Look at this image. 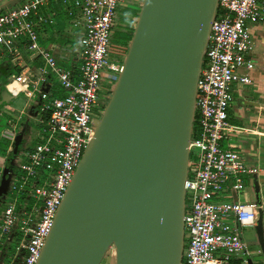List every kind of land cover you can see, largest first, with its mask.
<instances>
[{"label": "built area", "instance_id": "obj_1", "mask_svg": "<svg viewBox=\"0 0 264 264\" xmlns=\"http://www.w3.org/2000/svg\"><path fill=\"white\" fill-rule=\"evenodd\" d=\"M124 1L24 0L0 11V48L19 57L20 41L28 39L23 46L30 62L15 84L42 123L34 148L25 159L15 156L23 159L21 174L9 172V199L0 222V257L12 247L13 234L17 243L13 258L5 264H37L39 260L58 208L95 135V119L104 112L101 80L115 79L114 71L123 69V65L112 66L108 54L114 19ZM53 4L82 28L75 45L41 44V26L59 25V18L42 12ZM263 20L264 0L219 1L197 86L185 183V232L190 231V238L182 264H252L253 251L243 228L256 223L262 205L233 196L245 190L246 174H258L261 169L230 143L233 133L246 128L229 120V107L234 83L253 81L241 69L255 66L249 24ZM59 60H72V64L65 67ZM40 173L45 176L36 180ZM26 198L40 200L41 207L22 211ZM16 226L19 232L14 231Z\"/></svg>", "mask_w": 264, "mask_h": 264}, {"label": "water", "instance_id": "obj_2", "mask_svg": "<svg viewBox=\"0 0 264 264\" xmlns=\"http://www.w3.org/2000/svg\"><path fill=\"white\" fill-rule=\"evenodd\" d=\"M219 1L142 0L123 69L37 264H101L112 247L115 264H182L197 86ZM0 96V104L14 98L7 87ZM9 180L5 168L0 203ZM257 230L264 243L262 208Z\"/></svg>", "mask_w": 264, "mask_h": 264}, {"label": "crops", "instance_id": "obj_3", "mask_svg": "<svg viewBox=\"0 0 264 264\" xmlns=\"http://www.w3.org/2000/svg\"><path fill=\"white\" fill-rule=\"evenodd\" d=\"M43 13L53 14L55 17L59 18V25L54 26L52 24L42 25L40 28V38L41 44L44 43L46 47H51L52 45L67 46L69 44L75 45L78 41L74 35H70V30H67L68 25H72L76 31L81 33L82 28H78L73 24V22L66 16L65 10H63L58 5H49L42 10ZM133 16L134 15L133 12ZM135 19V18H134ZM252 36L255 41V48L251 53V57L255 64L254 68L248 70L246 68L241 69L242 74H249L253 81L252 83H234L233 92L234 99L229 107V120L241 127H245L246 130L240 131L238 133H233L230 139V143L233 144L237 150L243 149L245 151L244 157L246 160L258 166L261 170L260 173H248L246 174V188L245 190L237 196H233V199H239L241 201H247V194L249 195L250 201L252 203H259L258 195L256 190V180L259 184V194L262 205V218H263V237H264V180H262L261 175L264 172V167L260 162V153L264 147V20L251 22L249 24ZM21 45H26L28 39L22 38L20 41ZM30 60L26 49H20V56L16 57L13 52L9 51L7 48H0V68L1 67H10L9 75L7 76L6 72L0 70V92L4 87H7L10 92L14 95V98L9 103L0 104V116H4L7 119V125L1 130V134L7 140V155L4 156V164L2 165V171L5 168L9 169V172H13L16 175L21 174L17 173L12 169L14 162L16 160L15 156L19 155L23 149H20L22 141L25 139V134L29 129V123L31 119L37 118L35 107H26L18 108L14 106V101L17 98L19 92H22L18 89L15 84L16 78L21 74L22 70L29 64ZM39 62V59H37ZM15 67L21 68L20 72H17ZM2 99V96H0ZM14 134V136L12 135ZM20 136L19 142L16 144V138ZM14 137V138H13ZM17 147L16 152L14 153V148ZM256 157V160H255ZM8 197L5 198L4 206L8 201ZM244 199V200H243ZM252 200V201H251ZM4 209V207H3ZM3 213V210H2ZM260 216V214H259ZM257 219L255 224L246 225L243 228L248 230L247 241L250 243V246H254L252 250V264H262L264 260V243L260 239L257 225ZM251 246V247H252ZM257 248V249H256ZM256 249V250H255ZM254 255H257L255 259ZM259 255V256H258ZM1 260V257H0Z\"/></svg>", "mask_w": 264, "mask_h": 264}, {"label": "rangeland", "instance_id": "obj_4", "mask_svg": "<svg viewBox=\"0 0 264 264\" xmlns=\"http://www.w3.org/2000/svg\"><path fill=\"white\" fill-rule=\"evenodd\" d=\"M23 1L24 0H3L1 2V4L4 5V9H6L8 7H12L14 5H17V4H19V3L23 2ZM134 4H136V7L134 8L133 11H135V14L139 15V13L141 11V6H142V0H134ZM118 10H120L122 12H126L128 10V7L124 3H122V4L119 5ZM121 19L125 20L124 17H122ZM134 21H135V19L134 20L130 19V22L134 26H136V23ZM67 30H70V31H67V32H69L70 35H74V37L76 39L79 38V36H80L79 31H76V29L71 24L68 25ZM131 33H132V31H131ZM43 46L46 47L47 45L44 43ZM72 60L68 61V62H66L65 60H59V63H60V65L65 66V67L66 66H71ZM1 76L4 77V75H1ZM1 76H0V78H2ZM112 91L113 90L111 89L110 93L107 95L106 100H102L101 101L102 107H104V109L106 108V106H107V104H108V102L110 100V96L112 94ZM29 103H30V100L25 95V93L24 92H19V94L17 95V98L14 101V106H17L18 108H21L22 106L26 107ZM100 117H102V113L99 114V118ZM5 125H7V119L4 116H0V134H1V130H3ZM41 128H42V123H41V121L38 118L30 120L29 129L26 132L25 139L22 141L21 146H20V149L21 150L23 149V151H21V153L19 154V155H22L21 158L25 159V157L27 156L28 151H30L32 148H34V146L40 140ZM7 143L8 142H7L6 138H4L2 135H0V178H1L2 173H3L2 165L4 164V161H5L4 160V156L7 155V152H6ZM239 151L243 155H245V151L243 149H239ZM260 156H261L260 157L261 165L264 167V147H263V149H262V151L260 153ZM255 160H256V157H255ZM22 162H23V159L16 158V160L14 162V165L12 166V169L15 170L17 173L21 172V163ZM42 171L47 173L46 170H42ZM262 173H263V175H261V177H262V180H264V172H262ZM41 176H45V175L40 173V174H38L35 177V179L36 180H40ZM6 197H7V195H4V198H6ZM4 198H3V201L0 203V222L2 221V210H3L4 202H5ZM247 201H250L248 194H247ZM247 201L244 200L243 202H247ZM22 202H23L22 205H21L22 211L30 210L33 206L34 207L35 206L41 207V201L40 200H36V199H32V198H26V199L22 200ZM35 216H36V218L38 217V215H36V214H35ZM14 231L15 232H19L20 231V227L16 226ZM248 232L249 231L247 229L244 230V233L247 236L249 235ZM247 236H246V238H247ZM189 238H190V231H186L185 232V250H186V245L188 243ZM16 243H17V238L13 234L12 238H11V241L9 243L10 245H12V247L7 252V255L1 256L0 264H5L6 262L10 261L13 258V254H14V249L16 247ZM253 247L254 246L251 247L252 250H254ZM254 258L257 259V260L259 259V257L257 258V255H254ZM115 261H116V251H115V247H112L106 253L103 261L101 262V264H115Z\"/></svg>", "mask_w": 264, "mask_h": 264}, {"label": "flooded vegetation", "instance_id": "obj_5", "mask_svg": "<svg viewBox=\"0 0 264 264\" xmlns=\"http://www.w3.org/2000/svg\"><path fill=\"white\" fill-rule=\"evenodd\" d=\"M123 3L128 7V10L126 12L117 10V14L114 19L111 38H110L108 61L114 67H120L123 65L131 41V40H126V37L128 36L129 33H131V31H133L132 29L135 27L130 22V19L134 20L135 18V16H133V12H134L133 10L136 7V4H134V0H125ZM122 17H124L125 20H122L121 19ZM119 74H120L119 72L114 71L115 79L103 78L101 80L100 83L101 101L106 100L107 95L110 93V90L111 89L113 90V87L117 81Z\"/></svg>", "mask_w": 264, "mask_h": 264}, {"label": "trees", "instance_id": "obj_6", "mask_svg": "<svg viewBox=\"0 0 264 264\" xmlns=\"http://www.w3.org/2000/svg\"><path fill=\"white\" fill-rule=\"evenodd\" d=\"M134 15H138V14H135V11H134ZM135 23H136V21H134ZM134 29H135V27L132 29L133 31H134ZM133 31H132V33H129L128 34V36L126 37V40H131L132 39V36H133ZM21 46V49L23 50L24 49V46H23V44L22 45H20ZM7 68H10L9 66L7 67ZM6 67H1L0 68V70L3 72H6V74H7V76L9 75V70L7 69ZM13 69H15L17 72H20V70H21V68H17V67H15V68H13Z\"/></svg>", "mask_w": 264, "mask_h": 264}]
</instances>
